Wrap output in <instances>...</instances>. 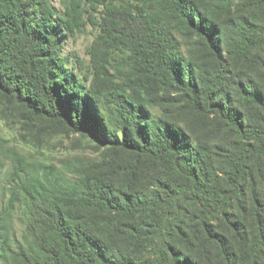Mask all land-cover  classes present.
Masks as SVG:
<instances>
[{
  "label": "trees",
  "instance_id": "trees-1",
  "mask_svg": "<svg viewBox=\"0 0 264 264\" xmlns=\"http://www.w3.org/2000/svg\"><path fill=\"white\" fill-rule=\"evenodd\" d=\"M60 3L0 0V105L102 162L73 175L13 150L0 264H264V0L228 19L217 0ZM89 25V63L66 58Z\"/></svg>",
  "mask_w": 264,
  "mask_h": 264
},
{
  "label": "rangeland",
  "instance_id": "rangeland-1",
  "mask_svg": "<svg viewBox=\"0 0 264 264\" xmlns=\"http://www.w3.org/2000/svg\"><path fill=\"white\" fill-rule=\"evenodd\" d=\"M55 6L62 11L60 0H52ZM253 0H217L216 6L222 17L228 19L227 13L249 12L254 13L255 9H249ZM230 4L231 11H227ZM215 6V7H216ZM226 6V9H224ZM214 7V9H215ZM258 13H261L259 10ZM98 30L92 26L77 34L76 37L70 35L63 36V55L67 58L78 54L89 63L90 56L88 50L96 37ZM186 42V39H184ZM69 66L71 63H68ZM0 110V137L4 140L0 142V163L8 168L11 164L13 150L19 151L26 156L30 162H46L58 165L60 168H68L70 174L85 173L89 170V164L96 166L102 161L104 150L96 147L88 138L80 134H66L61 127H55L47 121L36 120L29 123L23 119L22 111L15 105L1 104ZM5 111V112H3ZM174 115L180 119H189L184 109L177 108ZM25 236L24 225L20 214L16 215L15 237L22 241ZM5 264H22L18 257L10 252Z\"/></svg>",
  "mask_w": 264,
  "mask_h": 264
}]
</instances>
